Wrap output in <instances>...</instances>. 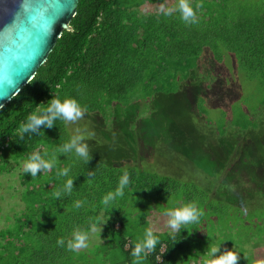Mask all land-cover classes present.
<instances>
[{
    "label": "trees",
    "instance_id": "trees-1",
    "mask_svg": "<svg viewBox=\"0 0 264 264\" xmlns=\"http://www.w3.org/2000/svg\"><path fill=\"white\" fill-rule=\"evenodd\" d=\"M209 1L207 13L192 3L198 22L186 24L178 10L162 15L147 7L148 0H79L72 30L62 33L34 78L0 110V201L9 197L22 208L4 217L12 226L0 243V264L11 260V253L14 264L18 259L25 264H82L88 254L98 258L105 249L115 259L123 255V264H133L134 242L126 224L146 223L136 219L135 198L147 202L153 195L161 204L180 187L185 191L182 206L197 203L203 225L214 215L224 222L231 212L246 228L255 226L258 240L252 229L248 234L254 247L235 233L230 250L239 253V264L264 260V120L239 125V131L215 126L203 95L210 79L202 69L208 65L200 62L204 51L218 64L225 54L234 57L237 70L264 91V0ZM178 3L171 7L178 9ZM53 95L61 101L76 99L87 106L86 115L100 121L65 125L57 120L53 128L42 127L39 135L20 139L21 124L46 108ZM77 126L95 133L85 141L89 163L74 153L59 155L51 171L36 177L24 173L31 153H47L46 159L58 155V147ZM150 150L156 163L175 176L160 175L153 162L147 163L144 154ZM64 168L70 169L69 176H58ZM125 171L130 184L124 195L105 206L104 196L117 189ZM6 177L15 179L18 188L2 185ZM68 178L75 179L74 189L57 199L53 193ZM7 186L17 195H10V189L6 197ZM76 201L82 207H75ZM91 223L102 227L98 242L69 251L73 231L80 228L89 235ZM190 231L183 225L175 234H155L158 243L145 262L172 264L182 242L193 239ZM61 238L64 246L57 243ZM199 245L187 251H199Z\"/></svg>",
    "mask_w": 264,
    "mask_h": 264
},
{
    "label": "rangeland",
    "instance_id": "rangeland-1",
    "mask_svg": "<svg viewBox=\"0 0 264 264\" xmlns=\"http://www.w3.org/2000/svg\"><path fill=\"white\" fill-rule=\"evenodd\" d=\"M150 1L147 4L149 9H159V5L164 3L165 0H148ZM176 0H167V6L171 7V2L175 3ZM249 2L255 0H244ZM192 3H201L203 5L198 11H203L207 13L212 9V5L209 0H190ZM193 7V6H192ZM230 7V5H229ZM195 7H193L194 9ZM160 11V10H159ZM179 11V10H178ZM177 11V12H178ZM160 14H163L161 12ZM199 15V13H198ZM207 15V14H206ZM204 61L203 66H207V68H203L202 71L207 73L205 78L210 79L208 81L209 86L207 88L205 98V102L207 106H209L208 113H210V117L213 120V123L219 126L225 127L226 130L236 129L240 130L239 125H247L252 123L255 120H264V91L258 90L257 83L254 81H250L246 74L242 73V71L237 70L236 60L234 57H230L229 55H224L222 58V63L218 64L213 60L212 56L204 51V56L201 58L200 62ZM207 63V64H206ZM238 92V93H237ZM199 93V92H198ZM100 121V118L94 116L91 119L88 115L85 116V119L80 121L79 123L88 124H97ZM88 123V124H87ZM144 158L147 163L153 162V167L160 175L167 176H175L173 172L166 169V165H160V162L156 163L155 157L153 159L152 151L145 153ZM168 166V165H167ZM193 183L198 184L197 179H192ZM10 184L13 187L18 188V182L15 179H9L6 177L2 180V185ZM10 189L13 188L6 187V197L10 193ZM17 193V192H16ZM10 195L15 194L14 190ZM185 191L182 187H180L175 193V197L171 196L164 203H156L157 198L152 195V198L147 202L139 200L135 198V204H139L137 206L138 212L136 214V219H146V223L141 225H134L130 221L127 222L126 226L128 232L132 233V238L134 242V247L136 243L142 241L144 239L143 234L145 231L153 227L156 231L154 234H158L161 238L173 234L170 229L165 227L166 217L164 216V212L169 209H174L176 207L182 206L184 202ZM15 200L10 199L9 197L4 198L3 202L0 201V243L4 241L3 235L7 237L8 231L12 226V220L7 221L4 217L7 215H11L13 211H20L22 208L15 206ZM14 206V207H13ZM229 211V209H227ZM232 216L233 214L229 212ZM225 217V221H219L216 215L212 216L211 219L205 220L206 224L202 223H193L188 224L190 228V235L193 239L188 238L186 241L182 242V248L171 257L172 264H203V260L208 258L207 251L210 250L211 247H220L224 251L225 249L230 250V242L235 238V233H238L241 239L246 242L252 241V236L248 238V234L252 229L255 231L254 240H258V233L256 227L246 228L245 225H241L242 222L238 221L234 216ZM207 217V216H206ZM4 218V219H3ZM133 219V218H131ZM17 226V223L15 224ZM192 227L194 229H192ZM198 227H200L198 229ZM102 228V227H101ZM99 231V227L98 230ZM97 232L89 234V246L91 243H97L98 237ZM143 236V237H142ZM200 243L199 251H190L193 249L194 245ZM255 242L252 241V247H254ZM97 246V245H95ZM246 245H242L241 247L246 251ZM250 246V244H249ZM94 247V246H93ZM127 247V246H126ZM256 248V247H255ZM257 249V248H256ZM100 253L98 258H96L93 254H88L85 258L84 263L82 264H123L122 255L120 259H115V257L111 251H108V254ZM203 251V252H202ZM198 252H202L197 254ZM252 253V252H251ZM11 258V260H3V264H14L13 263V253L7 254ZM16 257V256H15ZM20 258V257H19ZM184 259L180 262L181 259ZM19 261V264H25L22 261ZM39 263V262H37ZM35 263V264H37ZM29 264V263H26ZM40 264H48V262H43ZM134 264V263H133ZM142 264H148L145 262L144 258Z\"/></svg>",
    "mask_w": 264,
    "mask_h": 264
},
{
    "label": "clouds",
    "instance_id": "clouds-1",
    "mask_svg": "<svg viewBox=\"0 0 264 264\" xmlns=\"http://www.w3.org/2000/svg\"><path fill=\"white\" fill-rule=\"evenodd\" d=\"M202 7L203 5L201 3L196 4L197 9ZM159 10L163 12V14L169 16L172 15L173 12L179 10L181 19L186 24H195L198 22L196 11L191 6L190 0H179L178 9L176 7L167 6V0H165L164 3L159 5ZM87 112V106L82 107L76 99L65 98L61 101L58 96L53 95V98L47 102L46 108L29 115L27 122L21 124L19 129L20 139H23L24 134L28 133L39 135L42 127L49 129L53 128L57 120L63 121L65 125H78L80 121L85 119ZM94 136L95 133L90 131L87 127H75L74 134L70 137L68 142L58 147V155H53L50 159H46L45 156H47V153H45L44 156L41 155L39 150L31 153L23 164L24 173L30 174L31 177H36L41 172L51 171L53 167L59 163V155L68 157L74 153L77 157L89 163L92 159V155L90 154L89 145L85 141ZM69 172V168H64L59 171L57 175L60 177H68ZM91 175H93V173L89 172V176ZM74 180L73 178H68L63 188L56 190L53 195L57 199H60L63 194H71L74 189ZM129 184L130 175L125 171L120 178L117 189L105 195L102 203L108 206L110 202L115 201L117 197H122L124 195V189L129 186ZM82 204V201H76L75 207H82ZM202 215L203 212L198 208L197 203H187L164 212V216L167 218L165 227L175 234L183 225L199 223V218ZM90 229L93 233L97 232V224L91 223ZM99 231L100 233L102 231L101 225L99 226ZM155 231L153 227L148 228L145 231L144 239L136 243L132 251V256L135 258L134 264H142L143 258L155 250L156 244L158 243V237L154 234ZM88 241V232L76 228L72 233V239L67 241V249L72 252L87 249L89 247ZM57 243L60 246H64L65 241L61 238ZM160 251L164 252L165 247L162 246ZM207 256L208 258L203 260V264H239L240 260L239 253L227 249L221 252L220 247H211ZM255 264H264V260H257Z\"/></svg>",
    "mask_w": 264,
    "mask_h": 264
},
{
    "label": "water",
    "instance_id": "water-1",
    "mask_svg": "<svg viewBox=\"0 0 264 264\" xmlns=\"http://www.w3.org/2000/svg\"><path fill=\"white\" fill-rule=\"evenodd\" d=\"M79 0H0V110L36 75ZM18 91V92H17Z\"/></svg>",
    "mask_w": 264,
    "mask_h": 264
},
{
    "label": "built area",
    "instance_id": "built-area-1",
    "mask_svg": "<svg viewBox=\"0 0 264 264\" xmlns=\"http://www.w3.org/2000/svg\"><path fill=\"white\" fill-rule=\"evenodd\" d=\"M159 257H157V260L159 261L160 259H158Z\"/></svg>",
    "mask_w": 264,
    "mask_h": 264
},
{
    "label": "crops",
    "instance_id": "crops-1",
    "mask_svg": "<svg viewBox=\"0 0 264 264\" xmlns=\"http://www.w3.org/2000/svg\"><path fill=\"white\" fill-rule=\"evenodd\" d=\"M131 257H132V255H131ZM143 261V260H142ZM127 264H129V262H127Z\"/></svg>",
    "mask_w": 264,
    "mask_h": 264
}]
</instances>
